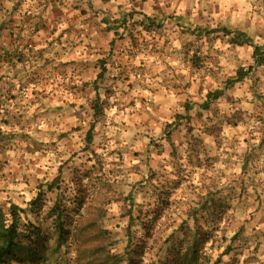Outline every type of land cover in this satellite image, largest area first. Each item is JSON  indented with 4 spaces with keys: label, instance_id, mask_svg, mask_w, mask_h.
<instances>
[{
    "label": "rangeland",
    "instance_id": "obj_1",
    "mask_svg": "<svg viewBox=\"0 0 264 264\" xmlns=\"http://www.w3.org/2000/svg\"><path fill=\"white\" fill-rule=\"evenodd\" d=\"M10 29L0 210L18 207L27 250L11 264H183L193 243L199 264H264V66L233 39L264 46V0H0Z\"/></svg>",
    "mask_w": 264,
    "mask_h": 264
},
{
    "label": "trees",
    "instance_id": "obj_2",
    "mask_svg": "<svg viewBox=\"0 0 264 264\" xmlns=\"http://www.w3.org/2000/svg\"><path fill=\"white\" fill-rule=\"evenodd\" d=\"M222 32L226 34H230V35L232 33L226 29L222 30ZM233 39H234V42L238 45H244V44L252 45L254 48V52H253L254 65L257 67L264 66V46L255 44L251 40V38L244 33H237V35ZM247 73H248L247 71H243V70L238 72L236 78H234L233 81L231 80L230 85L232 84L234 85L237 82L244 80L245 77L247 76ZM101 76H103V71L99 75V77L101 78ZM223 94H224L223 90H216L214 92H209L207 94L206 102L202 104L201 107L204 109H207L212 101L220 99L223 96ZM98 103H99V98L96 100L93 106V109L96 114H98V107H99ZM190 110L191 108H187V111H190ZM94 127L95 126L93 125L91 126L88 132V136L91 137ZM18 212H19L18 207L12 206L11 212H10L11 219H7L5 217V214H3V212L0 210V264H11L12 260H15L18 258V253L22 249H23V252L26 249L20 241V232H19L20 224H19ZM63 212L64 210L57 213L56 222H58V226L60 225V223H62L64 219V217L62 216ZM58 233L60 237H62L64 234L63 228L59 227ZM196 247H200V245L198 243L197 244L193 243L189 245L188 249L186 250L188 251V260L186 263L184 262L183 264H199L200 263L199 252ZM26 251L27 250H25V252ZM26 256H28L29 258L32 257V259H34V252L31 251Z\"/></svg>",
    "mask_w": 264,
    "mask_h": 264
},
{
    "label": "crops",
    "instance_id": "obj_3",
    "mask_svg": "<svg viewBox=\"0 0 264 264\" xmlns=\"http://www.w3.org/2000/svg\"><path fill=\"white\" fill-rule=\"evenodd\" d=\"M10 30L8 32L6 31V34L8 35L4 36L0 41V53H8V51L17 48L18 45L24 43L22 40L16 41L14 36L11 35L12 30Z\"/></svg>",
    "mask_w": 264,
    "mask_h": 264
}]
</instances>
